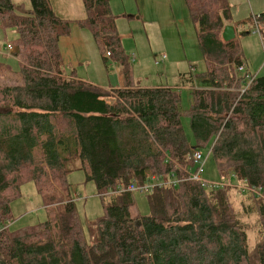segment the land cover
<instances>
[{
	"label": "trees",
	"instance_id": "16d2710c",
	"mask_svg": "<svg viewBox=\"0 0 264 264\" xmlns=\"http://www.w3.org/2000/svg\"><path fill=\"white\" fill-rule=\"evenodd\" d=\"M83 1L79 23L105 58L126 62L111 0ZM184 1L206 69L183 75L191 102L182 110L176 86L128 82L113 87L116 99L108 101L106 90L62 70L59 40L70 21L51 0L31 7L0 0L2 26L18 30L20 63V82L0 84V264H264V75H241L238 40H222L232 21L228 0ZM256 20L264 24V12ZM206 148L223 186L190 177L193 150ZM78 169L95 181L104 207L90 224L91 243L68 182ZM152 177L162 185L146 193L149 214L133 213L136 192L128 187ZM27 180L36 183L47 219L12 229L11 202ZM232 180L245 193L240 210ZM252 215L254 244L242 219Z\"/></svg>",
	"mask_w": 264,
	"mask_h": 264
},
{
	"label": "rangeland",
	"instance_id": "374dc122",
	"mask_svg": "<svg viewBox=\"0 0 264 264\" xmlns=\"http://www.w3.org/2000/svg\"><path fill=\"white\" fill-rule=\"evenodd\" d=\"M16 4L31 7V0H12ZM232 10L230 25H236L238 40L246 67L238 70L251 75H264V24L255 22L256 16L264 12V0H228ZM54 11L70 21V31L62 35L59 48L62 57V70L87 83L94 84L108 92L105 98L115 101L113 87H125L128 82L142 87H179L181 109L190 106V87L183 82V75L206 69L205 59L200 49L195 25L184 0H111L110 8L115 16L122 49L127 61L120 64L106 57L102 46L96 41L91 29L79 21L86 17L83 0H51ZM262 30V31H261ZM237 34V33H236ZM18 30L2 26L0 17V84L19 83L17 73L19 60L16 56ZM234 39V40H235ZM11 43L13 50H7ZM15 55V56H14ZM126 72H129L128 74ZM129 78V81H127ZM250 81L247 78V83ZM245 84V85H246ZM189 144L195 145L189 119L181 117ZM206 162L201 178L209 183H221L215 162L208 148L198 149ZM71 196L75 202L83 235L91 243L90 224L104 215L102 199L94 180L89 179L84 170H73L68 174ZM233 201L240 210L241 183L231 181ZM256 191H258L256 189ZM136 204L132 212L149 214L146 194L135 193ZM12 229L33 225L47 219L48 211L44 199L33 180L24 181L20 194L11 202ZM247 225L251 244L255 243L257 221L255 215L242 217Z\"/></svg>",
	"mask_w": 264,
	"mask_h": 264
},
{
	"label": "built area",
	"instance_id": "2783aa9c",
	"mask_svg": "<svg viewBox=\"0 0 264 264\" xmlns=\"http://www.w3.org/2000/svg\"><path fill=\"white\" fill-rule=\"evenodd\" d=\"M255 22L258 24L257 20H255ZM262 31V30H261ZM7 50H13V46L11 43H8L7 44ZM244 67L241 66L239 67V70H243ZM253 76H248V80L251 82L253 80ZM191 160L193 161L194 163V170H191V173H190V177L193 179V180H201V174L203 172V169H204V165H205V162H206V158L204 159V156L202 154L201 151H199L198 149H194L192 154H191ZM225 184V182H223ZM155 184H159V185H162L160 182L158 183L154 177L151 178V181L141 185V186H136L134 184H131L129 187H128V190L131 191V192H140V193H148L149 191L152 190L153 186ZM213 186H223V184L221 183H214ZM257 190L259 191L260 188H257ZM255 191V190H254ZM7 225H9V222H7ZM1 225H0V229H1Z\"/></svg>",
	"mask_w": 264,
	"mask_h": 264
},
{
	"label": "water",
	"instance_id": "95a60500",
	"mask_svg": "<svg viewBox=\"0 0 264 264\" xmlns=\"http://www.w3.org/2000/svg\"><path fill=\"white\" fill-rule=\"evenodd\" d=\"M236 38V30L233 25H226L222 32V40L224 42L233 41Z\"/></svg>",
	"mask_w": 264,
	"mask_h": 264
},
{
	"label": "crops",
	"instance_id": "0c3cea01",
	"mask_svg": "<svg viewBox=\"0 0 264 264\" xmlns=\"http://www.w3.org/2000/svg\"><path fill=\"white\" fill-rule=\"evenodd\" d=\"M231 25H232V24H231ZM233 26L235 27V30H238L236 25H233ZM236 33H237V34H236V37H237L238 32L236 31ZM14 56H15V55H14ZM120 87H122V86H120Z\"/></svg>",
	"mask_w": 264,
	"mask_h": 264
}]
</instances>
